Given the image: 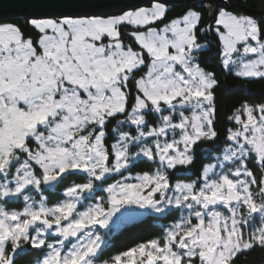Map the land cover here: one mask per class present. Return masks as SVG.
I'll return each mask as SVG.
<instances>
[{
	"label": "snow or ice",
	"instance_id": "snow-or-ice-1",
	"mask_svg": "<svg viewBox=\"0 0 264 264\" xmlns=\"http://www.w3.org/2000/svg\"><path fill=\"white\" fill-rule=\"evenodd\" d=\"M260 82L264 0L0 3V264L264 252Z\"/></svg>",
	"mask_w": 264,
	"mask_h": 264
},
{
	"label": "trees",
	"instance_id": "trees-1",
	"mask_svg": "<svg viewBox=\"0 0 264 264\" xmlns=\"http://www.w3.org/2000/svg\"><path fill=\"white\" fill-rule=\"evenodd\" d=\"M253 11H255V9H253ZM235 83L236 81L234 80H228L229 87L233 86ZM242 88L250 94H264V82L243 85ZM242 96L243 91L236 94V98H242ZM245 260L250 262V264H264V252L254 250L248 253L246 256H242L238 261V264H244Z\"/></svg>",
	"mask_w": 264,
	"mask_h": 264
},
{
	"label": "water",
	"instance_id": "water-1",
	"mask_svg": "<svg viewBox=\"0 0 264 264\" xmlns=\"http://www.w3.org/2000/svg\"><path fill=\"white\" fill-rule=\"evenodd\" d=\"M5 2H7V0H0V3H5ZM126 2L132 4H139V3H145L146 0H126Z\"/></svg>",
	"mask_w": 264,
	"mask_h": 264
}]
</instances>
